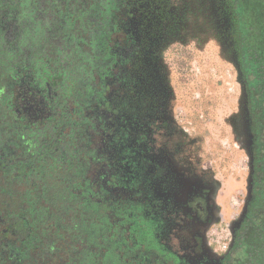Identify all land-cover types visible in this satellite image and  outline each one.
<instances>
[{
  "label": "flooded vegetation",
  "instance_id": "af4514ba",
  "mask_svg": "<svg viewBox=\"0 0 264 264\" xmlns=\"http://www.w3.org/2000/svg\"><path fill=\"white\" fill-rule=\"evenodd\" d=\"M42 8L0 0V121L13 126L0 132V264H251L260 121L242 70L240 0H63ZM198 17L214 25L239 83L241 71L253 154L251 192L223 252L211 238L222 217L220 186L189 158L191 126L174 101L179 83H194V53L179 46L196 47ZM43 26L49 37L37 46ZM43 43L50 52L36 48ZM15 176L31 184L21 203L4 190ZM47 180L66 182L72 209L60 218H75L71 227L59 226L51 206L41 210Z\"/></svg>",
  "mask_w": 264,
  "mask_h": 264
},
{
  "label": "rangeland",
  "instance_id": "374dc122",
  "mask_svg": "<svg viewBox=\"0 0 264 264\" xmlns=\"http://www.w3.org/2000/svg\"><path fill=\"white\" fill-rule=\"evenodd\" d=\"M5 1L7 2V0ZM37 1L38 5L42 8L46 7L49 2L54 3L63 0ZM74 1L81 5L82 0ZM248 9L250 8L248 7ZM42 11V14L47 13L44 8H42ZM250 15L253 16V13H250ZM29 16H32V14ZM37 18L41 19L39 14H37ZM199 21H201L200 17L197 18L196 32L198 34L196 47L191 50V47L187 44H180L179 46L182 49L181 53L183 51L186 53L193 51L194 53V58L197 61V65H191L193 68L192 73H194L192 79L194 83L187 79L186 83H179L177 90H175L174 101L184 110L181 115L183 124L191 126L192 137L189 140L190 142L187 143L188 145H185L187 150L192 151L191 155L189 154V158L193 159L199 170H203L202 167H207L210 177L214 178L220 186L221 192L217 201L222 217L216 221L211 238L217 250L223 252L232 240L233 223L236 222L248 196L251 159L247 132L245 92L241 80V71L239 83L236 66L230 59V55L223 53L222 47L224 45L217 39L214 25H211L210 21H207L204 25L205 27H203V25H199ZM77 22L80 23V20L78 19ZM213 24H215L214 19ZM75 28H79V26ZM45 30V27L42 30L37 29V46L41 44V41L46 42V39L49 37V33ZM56 34L60 38V33ZM261 34V31H259V35ZM47 35L48 37H46ZM186 41L188 43V40ZM48 46H50V43ZM48 46L43 43L41 48H36L42 54H46L51 51V48ZM25 54L26 52H23V55ZM170 66L172 67V65ZM174 69H170V81H175L178 77ZM182 78L181 80L184 81ZM4 122L3 128L0 121V132H2L1 128H3L5 136L12 134L13 126L8 121ZM11 160H13V156H11ZM22 177L15 176L3 182L7 198H14L19 203L23 202L24 197L25 199L29 197V190L31 188V184L26 182V179ZM62 179L65 178L59 175L58 181L63 182ZM44 182H46L43 186L45 195L41 210L43 211L48 206H51V217L59 218V226L71 227L75 218L70 221H66L63 217L60 218L64 212L72 209V204L69 205L67 202L69 199L68 192L70 191L64 190L67 186L66 182L64 184L60 183L62 186L57 185L58 188H62L63 193L57 191V187L52 181L47 180ZM23 204L28 206L26 203ZM73 206L74 208L76 207L75 204ZM87 216L84 219L88 220V224H90L93 220L89 217L90 215L87 214ZM88 235L87 231L79 233V242L81 238H86ZM54 244L57 247L60 246V242H55ZM68 247L70 246L68 245ZM71 249L68 248V256H71ZM92 249L93 246L81 251L89 253ZM56 252L58 253L59 250H56ZM64 253L66 252L64 251Z\"/></svg>",
  "mask_w": 264,
  "mask_h": 264
},
{
  "label": "trees",
  "instance_id": "16d2710c",
  "mask_svg": "<svg viewBox=\"0 0 264 264\" xmlns=\"http://www.w3.org/2000/svg\"><path fill=\"white\" fill-rule=\"evenodd\" d=\"M240 12V20L243 22L241 28L246 37L241 45L244 55L242 70L251 78L254 115L256 120L260 121L256 152V178L259 181V189L254 203L259 208H252L253 213L249 218L250 225L255 229V237L251 238L250 243L254 246L250 248L247 260L251 264H264V0H240ZM250 13H253V16Z\"/></svg>",
  "mask_w": 264,
  "mask_h": 264
},
{
  "label": "water",
  "instance_id": "95a60500",
  "mask_svg": "<svg viewBox=\"0 0 264 264\" xmlns=\"http://www.w3.org/2000/svg\"><path fill=\"white\" fill-rule=\"evenodd\" d=\"M252 158H253V154H252V152L250 151V159H251V162H250V165H251V174L249 175L248 194H249V192H251V188H250V176L252 175V172H253Z\"/></svg>",
  "mask_w": 264,
  "mask_h": 264
}]
</instances>
